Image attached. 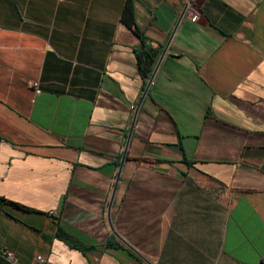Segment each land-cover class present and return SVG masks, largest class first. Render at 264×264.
<instances>
[{
    "label": "crops",
    "instance_id": "1",
    "mask_svg": "<svg viewBox=\"0 0 264 264\" xmlns=\"http://www.w3.org/2000/svg\"><path fill=\"white\" fill-rule=\"evenodd\" d=\"M126 2L0 0V264H262L264 0Z\"/></svg>",
    "mask_w": 264,
    "mask_h": 264
},
{
    "label": "trees",
    "instance_id": "2",
    "mask_svg": "<svg viewBox=\"0 0 264 264\" xmlns=\"http://www.w3.org/2000/svg\"><path fill=\"white\" fill-rule=\"evenodd\" d=\"M121 22L123 25H125L129 30H131L134 35H136L141 42V46L138 50H135L136 52V57L138 60L139 68L141 71L142 76L146 79L149 80L150 77L152 76V73L154 71V66L157 61V58L160 54V51L158 49L152 48L149 44L147 39L141 34L135 19H134V3L133 0H127L125 9L123 11L122 17H121ZM0 207L7 212L6 208H14L18 209L24 212H30L31 210L28 209L27 207L12 202L8 201L4 198H0ZM60 238L66 242L69 246L72 248L85 251L86 248L80 244L76 239L73 237L67 235L66 233H60ZM112 242H110V245Z\"/></svg>",
    "mask_w": 264,
    "mask_h": 264
},
{
    "label": "built area",
    "instance_id": "3",
    "mask_svg": "<svg viewBox=\"0 0 264 264\" xmlns=\"http://www.w3.org/2000/svg\"><path fill=\"white\" fill-rule=\"evenodd\" d=\"M200 0H187L183 16H186L188 18H191L192 20L196 21L200 17V12L197 9V2ZM34 89L37 93H40V89L38 87V84H34ZM6 259L11 263L15 264V257L12 253H7L6 254ZM33 264H46V260L42 256L36 257L34 260Z\"/></svg>",
    "mask_w": 264,
    "mask_h": 264
},
{
    "label": "water",
    "instance_id": "4",
    "mask_svg": "<svg viewBox=\"0 0 264 264\" xmlns=\"http://www.w3.org/2000/svg\"><path fill=\"white\" fill-rule=\"evenodd\" d=\"M161 60H162V57H161ZM159 64H160V62H159ZM159 64H158V66H159ZM158 66H157V69H158ZM156 73V70H155V72H154V74ZM153 74V75H154ZM151 81H152V79H151ZM262 264H264V261L262 262Z\"/></svg>",
    "mask_w": 264,
    "mask_h": 264
}]
</instances>
